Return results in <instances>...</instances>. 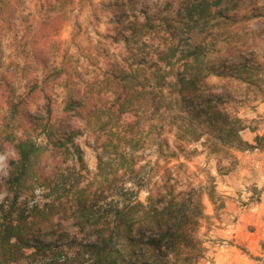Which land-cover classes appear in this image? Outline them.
<instances>
[{"label":"rangeland","instance_id":"374dc122","mask_svg":"<svg viewBox=\"0 0 264 264\" xmlns=\"http://www.w3.org/2000/svg\"><path fill=\"white\" fill-rule=\"evenodd\" d=\"M180 1L0 0V123L2 115L15 103L18 122L32 117L44 120L45 99L41 93L31 95L29 87L32 83L41 85L43 77L47 78L52 86L53 100L49 120L61 124L62 132H67L66 125L80 130L74 137L79 156L72 151L67 155L56 151L36 164L44 168L51 180L60 173L70 175V182L75 183L66 196L77 188L91 192L102 190L108 202L114 195L107 186L108 180L97 170L100 149L95 140L96 123L86 124L66 108V104L90 95L93 100L100 98L107 105L114 94L106 90L103 78L111 68L119 73L139 69V81L148 84L146 89L153 87L163 102L156 113L151 106L138 111V124H134L132 130L138 143L132 148L133 152L123 143H120V149L131 151L133 167L141 168L138 175L143 185L137 194L138 200L146 203L151 196L156 201L160 198L159 204H162L165 199L180 195L190 197L191 206L202 210L195 232L202 248L201 255L191 263L174 255L168 259L174 264H199L207 251V233L222 227L225 221V224L233 223L240 218L249 232L264 228V0H223L219 6L211 8L215 16L205 29L188 30L181 26V29H170L174 35L165 39L177 48L176 56L201 47L203 73L213 71L205 73L201 82L205 93L222 91L225 104H220L218 109L227 112L231 118L238 115L247 121V127L239 131L242 140L254 145L255 136L263 137L254 150L258 167L244 159L240 169L246 168L243 172L238 171L240 153L249 156L255 148L239 149L242 144L231 140L218 143L206 127L200 128L202 135L197 139L190 133L180 136L179 129L170 123L171 115L186 114L178 106L180 93L173 88L178 73L188 67L190 59L172 60L173 65H169L160 59L170 50L169 46L159 44L164 40L149 39L133 31L146 21L161 26L164 17L179 20L183 16L182 11L177 12ZM50 18L55 21L54 32L49 28ZM160 29L163 39L168 29L163 25ZM243 66L249 71L245 80L240 72ZM214 70L222 71L218 75ZM237 74H241L240 77ZM160 75H166V78ZM158 76L164 82L161 89L154 88ZM247 78L252 82L246 81ZM130 118L124 115L123 122ZM119 133L118 137H122L123 132ZM36 140L37 143L44 141L42 136ZM15 155L14 147L1 141L0 181L6 177L7 160ZM120 172H124V177L128 174V171ZM236 173L261 178L262 182L260 188L251 183L247 185L250 192L244 198L239 196L238 202L237 196L225 193V183L231 185L228 180ZM124 180L126 186L132 184ZM48 190L35 182L34 176H29L19 202L26 208L34 204L42 206L55 196V193L48 194ZM5 195V192L0 193V204ZM239 206L242 208L238 215ZM58 216L53 214L50 221L33 226V233L29 235L31 246L22 250L19 261L6 264H69L67 258L72 252L66 241L58 237L57 222L76 239L83 240L84 237L70 220ZM51 242L53 246L49 249L47 245ZM239 247L245 251L244 247ZM59 250L63 251L58 253ZM232 252H237V243ZM249 255L256 264H264L263 237Z\"/></svg>","mask_w":264,"mask_h":264},{"label":"trees","instance_id":"16d2710c","mask_svg":"<svg viewBox=\"0 0 264 264\" xmlns=\"http://www.w3.org/2000/svg\"><path fill=\"white\" fill-rule=\"evenodd\" d=\"M222 1L181 0L177 12L180 14L182 11L183 16L179 20L164 17L163 23H160L168 29L163 39L160 35L162 25L147 21L133 28V31L149 39L153 37L164 40L159 41V44L169 46L170 50L160 59L169 65H173L172 60L190 59L188 67L178 73V81L173 88L180 93L178 106L186 113L171 115L170 123L179 129L180 136L190 133L197 139L202 135L200 128L206 127L217 138L218 143L231 140L242 144L239 149H253L263 137L255 136L254 145L242 140L239 131L247 127V121L238 115L231 118L227 112L218 109L220 104H225L222 91L205 93L201 82L205 73L213 71L203 73L204 55L200 51L201 47L198 50L180 52L176 56L177 48L165 41L174 35V29H181V26L188 30L195 27L205 29L215 16L211 8L219 6ZM54 26L55 21L50 18L51 32L55 31ZM214 71L220 75L222 70ZM240 72L244 74H240L242 80H245L246 73H249L248 67L243 66ZM139 75V69L119 73L112 67L111 72L103 78L106 90L114 94L111 102L106 105L100 98L93 100L92 96L85 95L84 98L66 104V108L71 109L86 124L96 123L95 140L100 149L97 170L103 179L108 180L107 186L114 195L108 202L102 190L91 192L77 188L71 195L66 196V192L75 183L70 182V175L60 173L55 176V180H51L44 168L36 164L39 159L56 151L64 155L72 151L79 156V146L74 137L80 130L66 125L67 132H62L61 124L60 126L49 120L53 100L52 86L47 78L43 77L41 85L32 83L29 87L31 95L41 93L45 99L44 120L32 117L18 122L16 103L2 115L0 145L1 141L11 144L16 155L7 160V174L0 181V193L6 194L0 204V264L19 261L23 256L22 250L31 246L32 238L29 235L33 233V226L50 221L53 214L59 215L63 220H70L84 237L83 240L76 239L68 231L62 230V225L57 222L56 226L60 229L58 237L66 241L69 251L72 252L67 258L69 264H174L168 260L170 255L191 263L201 255L202 248L195 232L202 210L191 206L190 197L174 195L165 199L162 204H159L160 198L156 201L151 196L146 203L137 199L143 182L138 175L141 168H134L132 165V148L138 143L132 130L134 124H138L139 110L144 106H151L152 111H155L153 113H156L163 102L153 87L146 89L148 84L140 82ZM240 75L237 74V77ZM160 77L165 79L166 75ZM247 79L246 81L252 82L250 78ZM163 83L158 76L154 88L161 89ZM124 115L131 118L123 122ZM119 131L123 132L122 137H118ZM39 136L44 141L37 143L36 138ZM120 143L129 145L132 152L120 149ZM122 170L128 171L127 178L124 177V172H120ZM29 176H34L35 182L49 188L48 194L55 193V196L42 206H22L19 196L26 187ZM124 178L132 184L126 186ZM29 217L35 220L30 221ZM51 246L52 242L47 245L49 249ZM60 251L63 250L58 253ZM183 253V258H180Z\"/></svg>","mask_w":264,"mask_h":264},{"label":"crops","instance_id":"0c3cea01","mask_svg":"<svg viewBox=\"0 0 264 264\" xmlns=\"http://www.w3.org/2000/svg\"><path fill=\"white\" fill-rule=\"evenodd\" d=\"M254 150H256V148L251 151L249 154L250 157L240 153L239 157L241 162L239 163L238 171H246V168L240 170L243 167L241 163H244V159H247L250 165L258 167L259 164ZM228 181L232 184L226 185L225 183V187L227 188L225 193L230 196H237V202L239 196L244 198L250 192V188L246 187L247 185L251 183V185L259 188L262 185L261 178L249 177L247 174L238 176L236 173V175L230 176ZM236 191L237 194L235 193ZM262 195L264 196V189L262 190ZM231 199L233 200V198ZM241 208L242 206L237 207L238 215ZM225 223L226 221L223 223L222 227L213 228L207 233V241L205 242L207 251L201 258L199 264H256L249 254L256 250L259 239L262 237L264 238V228L260 231L256 230L254 232H249L247 229H244L245 227L240 222V218H237L236 222ZM222 241L226 242V247L224 249L218 246V243ZM230 242L234 245H231ZM235 243H237V252L233 253L232 249H235ZM239 246L244 247L245 251L241 250ZM247 251L249 254L246 253Z\"/></svg>","mask_w":264,"mask_h":264},{"label":"built area","instance_id":"2783aa9c","mask_svg":"<svg viewBox=\"0 0 264 264\" xmlns=\"http://www.w3.org/2000/svg\"><path fill=\"white\" fill-rule=\"evenodd\" d=\"M225 245H226V242H225V241H222V242H219V243H218V246H219L220 248H223V249L226 247Z\"/></svg>","mask_w":264,"mask_h":264}]
</instances>
